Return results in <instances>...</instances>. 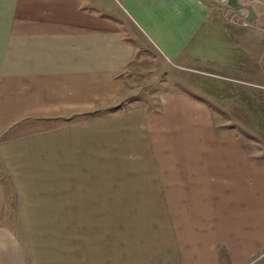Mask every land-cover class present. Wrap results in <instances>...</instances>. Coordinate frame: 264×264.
<instances>
[{
	"label": "crops",
	"instance_id": "obj_1",
	"mask_svg": "<svg viewBox=\"0 0 264 264\" xmlns=\"http://www.w3.org/2000/svg\"><path fill=\"white\" fill-rule=\"evenodd\" d=\"M249 8L246 27L230 22L235 9L224 0H0L2 169L31 162L33 149L63 178H77L81 164L90 175L95 162H111L112 146L120 155L134 146L143 157V149L150 161L157 189L125 195L135 197L132 216L75 264H250L264 256V142L214 116L239 112L240 86L252 90L254 112H264V9ZM144 48L181 76L168 78L175 88L156 111L107 112ZM31 118L44 121L42 134L12 140ZM5 207L0 181V264H58L5 223Z\"/></svg>",
	"mask_w": 264,
	"mask_h": 264
},
{
	"label": "rangeland",
	"instance_id": "obj_2",
	"mask_svg": "<svg viewBox=\"0 0 264 264\" xmlns=\"http://www.w3.org/2000/svg\"><path fill=\"white\" fill-rule=\"evenodd\" d=\"M224 3L231 7L227 0ZM138 53L124 75L127 95L125 93L109 107L106 106L104 109L107 112L135 107H142L148 112L156 111L160 96L175 88L169 85L168 78L173 82L174 78L181 77L172 74L166 62L148 48ZM186 79L199 87L201 85L200 78L196 76L188 75ZM251 93L249 88L240 86L239 112L214 116L218 121L223 118L233 122L245 136L250 135L264 142V112H254L251 107L253 101L248 99ZM52 120L47 119L48 132L53 130L50 128ZM43 122L36 118L20 122L17 128L23 123L25 128L17 131L11 139L22 134L26 137L41 135L37 128ZM141 152L143 157L137 147L128 146V152L120 155L112 146L111 162H95L89 170L90 175L86 166L81 164L77 178H63L65 172L57 169L55 162H39L34 149L31 162L9 164L13 170L11 173H6L0 166V181L5 185L6 195L5 223L16 229L18 234L28 235L34 249L48 251L49 258L56 256L58 264H75L76 256L80 257L77 260H87L88 249H93L96 243L101 245L106 239L110 242V235L118 232L121 216H132L127 203L135 197L124 196L133 189H157L153 178L148 177L151 173L147 172L150 161L143 149ZM116 159L122 161H114ZM20 172V178L11 176ZM145 195L136 198L146 200L150 194ZM250 264H264V256Z\"/></svg>",
	"mask_w": 264,
	"mask_h": 264
},
{
	"label": "built area",
	"instance_id": "obj_3",
	"mask_svg": "<svg viewBox=\"0 0 264 264\" xmlns=\"http://www.w3.org/2000/svg\"><path fill=\"white\" fill-rule=\"evenodd\" d=\"M239 4L242 6L240 10H235V14L231 15L229 20L233 24L242 25L250 27L253 25L252 20L248 19L249 12L248 7L250 5H260L264 9V0H238ZM264 31V29H262Z\"/></svg>",
	"mask_w": 264,
	"mask_h": 264
},
{
	"label": "water",
	"instance_id": "obj_4",
	"mask_svg": "<svg viewBox=\"0 0 264 264\" xmlns=\"http://www.w3.org/2000/svg\"><path fill=\"white\" fill-rule=\"evenodd\" d=\"M228 3L231 5V7H233L236 10H240L242 8V6L239 4L238 0H227ZM254 18V13L252 8H249V17L248 19L251 21Z\"/></svg>",
	"mask_w": 264,
	"mask_h": 264
}]
</instances>
